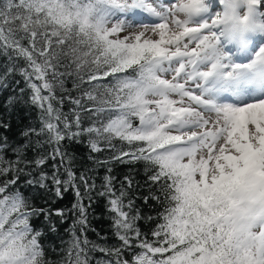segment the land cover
<instances>
[{
    "label": "snow or ice",
    "instance_id": "1",
    "mask_svg": "<svg viewBox=\"0 0 264 264\" xmlns=\"http://www.w3.org/2000/svg\"><path fill=\"white\" fill-rule=\"evenodd\" d=\"M0 56L9 115L39 113L0 134V264H264V0H0Z\"/></svg>",
    "mask_w": 264,
    "mask_h": 264
},
{
    "label": "trees",
    "instance_id": "2",
    "mask_svg": "<svg viewBox=\"0 0 264 264\" xmlns=\"http://www.w3.org/2000/svg\"><path fill=\"white\" fill-rule=\"evenodd\" d=\"M6 63L4 57L0 56V65ZM3 71V68L0 67V72ZM13 82L6 90H0V117H3L6 120H10L11 128L7 131L0 129V134L5 135L9 138L10 143H23V138L20 136V132L29 124L38 126V111L35 108L29 107L25 104L17 103L11 107V112L9 115V107L7 106V98L10 95H15L14 89L19 91V88L24 87V82L19 75L12 77ZM14 81H19L17 85ZM66 88L71 90L72 89V77L67 78L66 80ZM75 95V93H73ZM26 99V97H25ZM67 105L65 106V111H67ZM67 150L72 153L75 157V165L79 170H83L85 167H93L91 161H89L88 156L89 152L86 147V141L84 143H73L67 146ZM30 156L32 155L31 152L28 153ZM10 155V154H9ZM105 153L102 156H99V159H104L106 156ZM114 174L118 179H122L123 175L127 173L128 168L124 165H115ZM138 175L137 180L143 182L145 180V176L143 174V169L141 166L137 165ZM98 177H103L105 175L104 169L98 168L97 170ZM101 181L97 179V183L99 184ZM23 190V189H22ZM26 194H31L34 197V203L37 206H41L44 204L45 195L41 190H37L35 193H32L31 190H28ZM140 195H146V191L141 189ZM75 197L71 191H69L65 198L62 201H58V205L60 207H68L71 208L72 203L74 202ZM138 205L141 206L142 211L147 214L155 215V212L159 209L157 207L149 208L148 206L143 204L142 200L136 201ZM105 208V201L103 199L99 200L95 205V216L92 219V225L96 229V232L89 233L90 239L96 240L97 233H100L101 236L103 235H110L111 228H110V219L107 213L104 210ZM71 219L63 225H57L59 228V234H47V240L45 241L46 245H48V259L56 260L59 257L53 251L52 246H59L60 245V238L62 237L64 240H68L69 236L66 234L65 229L69 227ZM35 225L42 226L43 220L42 218H38L35 220ZM141 227H145L141 224ZM110 243H115V238H112Z\"/></svg>",
    "mask_w": 264,
    "mask_h": 264
}]
</instances>
